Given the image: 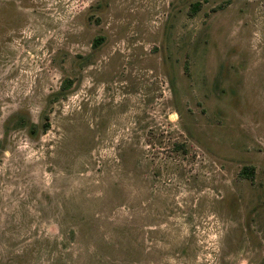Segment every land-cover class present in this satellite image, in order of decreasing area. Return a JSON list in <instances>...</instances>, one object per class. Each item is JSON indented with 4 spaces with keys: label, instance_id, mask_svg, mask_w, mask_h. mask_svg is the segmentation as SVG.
<instances>
[{
    "label": "rangeland",
    "instance_id": "1",
    "mask_svg": "<svg viewBox=\"0 0 264 264\" xmlns=\"http://www.w3.org/2000/svg\"><path fill=\"white\" fill-rule=\"evenodd\" d=\"M0 264H264V0H0Z\"/></svg>",
    "mask_w": 264,
    "mask_h": 264
},
{
    "label": "trees",
    "instance_id": "2",
    "mask_svg": "<svg viewBox=\"0 0 264 264\" xmlns=\"http://www.w3.org/2000/svg\"><path fill=\"white\" fill-rule=\"evenodd\" d=\"M197 6H198V1H193L191 3V10H194V8H196ZM101 38H102V36H100V35L94 36L92 38V41H91L92 46L97 45L100 42ZM70 83H71V79L69 77H64L62 79L61 83L59 84V89L62 90L66 86H69ZM54 93H56V92H54ZM46 118L47 117H45V120L42 122V128L43 129L47 126ZM29 130L31 132L34 131V123L33 122H30ZM173 146H174L173 148H176L178 146V147H180L182 149L183 143L178 142L177 144H175ZM253 172H254L253 165H251V164H243L236 171V176H239V177H243L244 176V177L251 178L253 176Z\"/></svg>",
    "mask_w": 264,
    "mask_h": 264
}]
</instances>
